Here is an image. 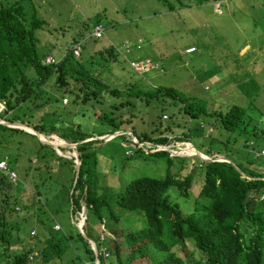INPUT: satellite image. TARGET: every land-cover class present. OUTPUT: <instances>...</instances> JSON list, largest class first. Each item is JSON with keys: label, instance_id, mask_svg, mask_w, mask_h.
Returning a JSON list of instances; mask_svg holds the SVG:
<instances>
[{"label": "trees", "instance_id": "trees-1", "mask_svg": "<svg viewBox=\"0 0 264 264\" xmlns=\"http://www.w3.org/2000/svg\"><path fill=\"white\" fill-rule=\"evenodd\" d=\"M25 1L8 3L0 0V102L6 107V111L0 114V120L26 125L56 145H64V142L77 146L75 149L59 148L61 154L70 157L66 159L56 155L51 146L37 142L39 148L34 157L39 162L35 165L39 182L32 185L31 191L20 181L13 183L0 173L2 252H8L16 245L11 244L13 230L34 234L33 238L38 243L37 247H24L27 244L21 241L19 253L11 255L12 264H106V258L116 264H133L136 261L151 264H264V157L257 156L264 150V123L260 125L264 119L260 109L254 107L253 100L247 99L246 106H233L225 113L210 112L203 103L179 96L172 88L149 89L137 81L123 88L111 87L93 74L89 64L82 62L79 56L81 46L78 57L74 56L73 47L79 43L76 41L60 61L42 65L47 56L38 54L34 32L45 22L38 19L34 11L28 14L23 5ZM158 1L167 4L168 0ZM223 1L227 0H199L198 4ZM178 2L180 8H187L181 0ZM167 11L174 12L176 8L168 5ZM93 39L96 40L95 37ZM122 49L125 52L119 51V55L127 61L126 54L131 51V44L125 42ZM105 52L110 61L116 59L112 46ZM131 62L144 61H130L128 65L138 75L147 73L135 71L130 66ZM234 64L241 71V66L238 68L236 62ZM53 74L56 78L49 82ZM234 84L240 93L259 95V85L254 79L245 77L242 84ZM45 86H56L57 91H62L63 95L71 94L83 104L98 101L103 96L123 94L119 91L146 104L156 102L160 106V131H154V136L145 131L138 133L132 125L133 115L128 120L119 121L106 113L98 115L97 120L101 125L109 126V131L94 136L77 130L51 129L48 132L42 125L20 121L21 117L15 116V111L25 103L34 102L37 95L39 98L38 93L43 92ZM63 99H67L66 96L62 97L61 103ZM37 102L36 108L40 104ZM48 102H54L53 98L47 97L45 103ZM124 103L120 102V107L130 104ZM114 107L117 108L116 105ZM167 108H173V111L168 113ZM26 110L32 108L27 105ZM176 110L190 121L188 127L179 132L175 130L179 127H173L161 118H171ZM22 129L26 133L31 131ZM127 131L133 141L127 133L120 138L133 146L130 150L132 155L164 161L165 174L160 178H136L121 193L114 195L109 188L100 185L97 172V149L107 141H82ZM19 132L23 133L0 124V159L7 157L9 169L14 171L18 154L13 148L16 146L17 149L23 143L17 137ZM180 143L194 148L203 155L202 158L195 155L190 158L172 156L171 146ZM145 149L146 152L143 151ZM41 150L45 152L40 154ZM74 161L80 163L77 178ZM64 166L68 170L66 179L62 175ZM196 168L203 183L193 200V210L183 214L177 204L170 202L169 190L173 187L180 197L188 199ZM41 172L46 177L42 178ZM116 211L140 213L145 226L124 233L117 225L119 217ZM61 213L70 216L75 226L69 230L63 228L58 223ZM80 224L84 236L77 229ZM120 239H123V245L117 242ZM186 242L192 244L194 253L187 250ZM176 247L179 248L178 254ZM102 249L109 256L104 257ZM125 249L126 255L122 257ZM195 253L200 255L199 259L193 257ZM33 255L34 262H31ZM5 262L6 258L0 254V264Z\"/></svg>", "mask_w": 264, "mask_h": 264}, {"label": "rangeland", "instance_id": "rangeland-1", "mask_svg": "<svg viewBox=\"0 0 264 264\" xmlns=\"http://www.w3.org/2000/svg\"><path fill=\"white\" fill-rule=\"evenodd\" d=\"M6 1L13 3L16 0ZM177 1L168 0L166 4L158 0H27L23 5L29 15L34 11L36 17L45 22L34 32L40 57L50 56L56 63L64 57L76 41L79 43L73 47L74 56L79 55L77 47L81 46L79 56L82 62L89 64L93 74L99 76L111 87L123 88L124 85L137 81L149 89L172 88L179 96L203 103L210 112L225 113L233 106H246L248 100H253L254 107L260 109L264 119L263 0H227L206 4H198L199 0H181L187 8H180L181 5ZM168 5L176 8V11L168 12ZM95 25H101L104 28L103 36L96 40L92 37ZM137 40H141V43ZM125 42L131 44V51L126 54L127 61L119 55V51L125 52L122 49ZM110 46L114 48L116 55L114 61H110L105 52ZM188 48H194V52L185 53ZM139 60L152 66L151 70L144 75L136 74L128 65L130 61ZM235 62L238 68L241 66V71L235 68ZM245 77L254 79L259 85V95L249 94L251 96H248L239 92L234 83L242 84ZM55 78L56 74H53L49 82ZM119 93L123 94L115 97L103 96L98 98V101L91 100L83 104L81 100L74 99L71 94L63 95L62 91L56 90V86H45L43 92L38 93L39 98L37 95L34 102L21 105L15 111V116H20V121L25 124L29 122L30 125L31 123L42 125L48 132L51 129L64 132L77 130L82 134L94 136L107 133L110 129L109 126L100 124L97 120L98 115L106 113L111 119L115 118L119 121L128 120L130 115H133L132 125L138 133L145 131L152 136L156 135L155 132L159 133V104L156 105V102L146 104L134 97H128L131 95H125L123 91ZM49 96L54 102L47 104L45 102ZM65 96L68 99L67 104L61 103L62 97ZM125 101L130 104L120 107V102ZM36 102L40 103L37 108ZM27 105L32 110H26ZM33 108L36 109L33 110ZM172 111L173 108H167L168 113ZM163 117L161 118L165 123L179 127L175 129L176 132L185 130L190 124L189 119L177 110L171 118ZM262 123H264L263 120L260 125ZM25 133L23 131L17 134L23 143L21 147L15 149L16 146H14L12 150L18 154L15 166L18 181L31 191L32 185L39 182L35 173L37 167L35 165L39 162L34 157L35 151L37 152L39 148L37 143L39 140L36 136ZM125 133L129 136V131ZM120 136H115L117 139L107 141L97 149V172L100 185L106 186L112 194L116 195L136 178L164 176V161H159L158 158L140 157L138 154L132 155L130 150L133 146L123 141ZM52 138L53 136H50V139ZM130 139L133 141L131 137ZM187 145L173 144L174 149L171 146L170 149L173 152L170 154L173 156L175 153V155L189 158L194 156L195 150ZM43 152L45 150H41L40 154ZM54 152L56 154V151ZM189 163L194 162L189 161ZM65 167L67 166L63 167L62 175L66 179L68 170L64 169ZM172 171L175 172V170ZM199 174L196 168L188 199L180 197L173 187L169 190L170 202L177 204L183 214H189L193 210V200L203 183L202 176ZM44 177L46 174L43 173L42 178ZM33 197L36 199L34 194ZM116 215L119 217L117 225L124 233L140 230L145 226L140 213L116 211ZM107 222L108 220L104 223L107 224ZM58 223L67 230L73 225L70 216L66 213L59 215ZM11 233V244H16V247L12 246L8 252H2L3 249L0 247V254L6 258L5 264H12L11 255L19 253L21 241L26 242L27 245H23L24 247L38 245L37 240L33 238L34 234H22L14 230ZM94 234L97 235L98 231L95 230ZM117 242L123 245V239ZM185 245L188 251L195 252L191 243L186 242ZM126 252L125 249L122 257L126 255ZM175 252L178 254L179 248L176 247ZM7 255H10V258ZM34 256L30 258L31 262H34ZM193 257L199 259L200 255L195 253ZM106 259V264H116L114 260L112 262L108 260L109 258ZM133 264L151 263L136 261Z\"/></svg>", "mask_w": 264, "mask_h": 264}, {"label": "built area", "instance_id": "built-area-1", "mask_svg": "<svg viewBox=\"0 0 264 264\" xmlns=\"http://www.w3.org/2000/svg\"><path fill=\"white\" fill-rule=\"evenodd\" d=\"M103 33H104V28L101 25H96L93 28L92 36L95 37V39H100L103 36ZM77 49L80 51L79 47H77ZM192 52H194V48L187 49V51L185 53L190 54ZM76 57H78V55ZM41 64L42 65H52V64H55V60L52 57H47V58L42 60ZM130 66L135 71L140 72L141 74L148 72L152 67V66H150L149 63H141V62L140 63L131 62ZM63 103L67 104L68 100L63 99ZM4 111H6L5 104L3 102H0V114L3 113ZM257 156L264 157V150H262L260 153H258ZM0 173L2 175L6 176L9 179V181H11V182H13V183L18 182L17 174L14 170L9 169L8 162H7L6 158L4 160L0 159ZM82 220H83V218H81V221ZM55 229L58 230L59 227H55ZM101 253L104 255V257L109 256L108 253H106V251L104 249H102Z\"/></svg>", "mask_w": 264, "mask_h": 264}, {"label": "water", "instance_id": "water-1", "mask_svg": "<svg viewBox=\"0 0 264 264\" xmlns=\"http://www.w3.org/2000/svg\"><path fill=\"white\" fill-rule=\"evenodd\" d=\"M0 124H1V125H4V126H6V127L19 129V130H22V131H24V132H25V130L22 129V127H23V128H26V129H30L31 132H32L31 135L36 136V137L38 138V140H39L40 143H42V144H44V145L51 146V147L54 149V151H56V154H57L58 156H60V157H64V158H67V159H70V157H67V156H64L63 154H61L60 151H59V148L75 149L76 146H77V144H67V143H64V142H63L64 145H56V144L53 143L52 141H47L46 139L41 138V135H39L37 132H35L32 128L27 127L26 125H23V124H21V123H10V122H5V121L0 120ZM117 135H124V132H117V133H115V134L108 135V136H105V137H95V138H90V139H86V140H84V141H82V142L91 141V140H93V139H94V140H104V141H109V140L113 139V138H114L115 136H117ZM193 149H194V148H193ZM165 150H166V151H169L166 147H165ZM194 150H195V149H194ZM174 155H175V153H174ZM175 156H176V155H175ZM195 156H199L200 158H202L203 155L200 154V153H198V152L195 150ZM74 163H75V167H76V178H77L80 163H79L78 161H74ZM74 183H75V182H74ZM77 229H78V231L81 233V235L84 236V235H83V232H82V229H81V224L77 226ZM91 245H92V247H93V250L96 251V250H95L96 247H95V245H94L93 242H91Z\"/></svg>", "mask_w": 264, "mask_h": 264}, {"label": "crops", "instance_id": "crops-1", "mask_svg": "<svg viewBox=\"0 0 264 264\" xmlns=\"http://www.w3.org/2000/svg\"><path fill=\"white\" fill-rule=\"evenodd\" d=\"M137 42L139 43L140 41L139 40H137ZM188 49H191V48H188ZM187 51V50H186ZM50 57V56H49ZM63 105V104H62ZM10 114V113H9Z\"/></svg>", "mask_w": 264, "mask_h": 264}, {"label": "bare ground", "instance_id": "bare-ground-1", "mask_svg": "<svg viewBox=\"0 0 264 264\" xmlns=\"http://www.w3.org/2000/svg\"><path fill=\"white\" fill-rule=\"evenodd\" d=\"M27 132L30 133V134L32 133L31 131H27Z\"/></svg>", "mask_w": 264, "mask_h": 264}]
</instances>
